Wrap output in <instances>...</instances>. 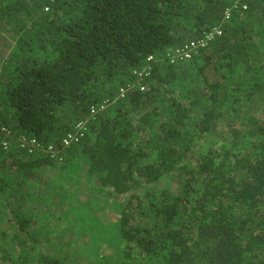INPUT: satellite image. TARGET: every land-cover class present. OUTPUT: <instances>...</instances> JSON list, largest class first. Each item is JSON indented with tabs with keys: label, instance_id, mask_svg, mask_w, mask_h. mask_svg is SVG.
I'll return each mask as SVG.
<instances>
[{
	"label": "trees",
	"instance_id": "1",
	"mask_svg": "<svg viewBox=\"0 0 264 264\" xmlns=\"http://www.w3.org/2000/svg\"><path fill=\"white\" fill-rule=\"evenodd\" d=\"M231 2L0 0V126L11 131L0 197L15 227L6 259L68 264L32 249L23 187L45 166L82 163L122 203L120 249L93 264H264V0L224 18ZM217 26L190 59L164 57ZM148 55L143 88L128 86ZM22 135L62 158L30 153Z\"/></svg>",
	"mask_w": 264,
	"mask_h": 264
},
{
	"label": "rangeland",
	"instance_id": "2",
	"mask_svg": "<svg viewBox=\"0 0 264 264\" xmlns=\"http://www.w3.org/2000/svg\"><path fill=\"white\" fill-rule=\"evenodd\" d=\"M41 173L23 187L31 194L23 211L32 212L34 218L29 233L37 240L30 242L32 249L61 256L68 264H93L97 253L117 252L122 243L118 226L121 196L91 180L82 163L65 171L45 166ZM4 203L1 196L0 264H13L6 259L15 255L7 237L15 227H11L10 208Z\"/></svg>",
	"mask_w": 264,
	"mask_h": 264
},
{
	"label": "built area",
	"instance_id": "3",
	"mask_svg": "<svg viewBox=\"0 0 264 264\" xmlns=\"http://www.w3.org/2000/svg\"><path fill=\"white\" fill-rule=\"evenodd\" d=\"M246 1L247 0H232L230 6H228L224 11V18H226L229 14L230 9L233 7H246ZM221 30L220 28L214 27L210 30L204 31L203 34L195 39H190L183 44L167 51L164 55V57L170 62L175 63L178 61H185L192 57L193 54L197 53L199 48L205 46L207 42L212 39L216 34H220ZM156 60L153 55H148L146 58V62L143 66L139 68H134L132 70V73L136 76L137 84H129L128 86L133 85H139L140 88H143L142 83L140 82L142 78H144L150 71L152 66V61ZM121 91L123 89L121 88ZM100 107H103V105H100ZM97 107L91 106L90 107V113H94L96 111ZM86 130V119L78 120L72 131L67 132L62 137V145L63 147L70 145L72 142L77 141L81 135H83L84 131ZM11 136V131L9 128L5 126H0V142L3 146V148H8L9 145V137ZM20 144L22 146H27L28 151L30 153H34L38 149L42 150L44 149L50 157H54L58 160L62 158V154L60 153V150L54 147L52 144H49L44 148L40 142L35 137L28 138L25 135H22L19 138Z\"/></svg>",
	"mask_w": 264,
	"mask_h": 264
}]
</instances>
